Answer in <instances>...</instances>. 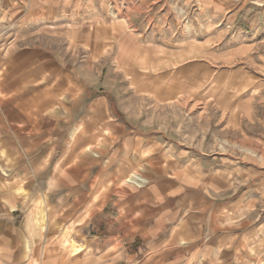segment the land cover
<instances>
[{
    "label": "crops",
    "instance_id": "0c3cea01",
    "mask_svg": "<svg viewBox=\"0 0 264 264\" xmlns=\"http://www.w3.org/2000/svg\"><path fill=\"white\" fill-rule=\"evenodd\" d=\"M230 24L256 33L260 20ZM142 32L121 40L125 53L155 45ZM259 43L237 49L251 58ZM111 97L48 50L0 56V264H264V168L205 165L183 142L137 128ZM140 165L144 186L131 172ZM245 207L254 215L225 214Z\"/></svg>",
    "mask_w": 264,
    "mask_h": 264
},
{
    "label": "rangeland",
    "instance_id": "374dc122",
    "mask_svg": "<svg viewBox=\"0 0 264 264\" xmlns=\"http://www.w3.org/2000/svg\"><path fill=\"white\" fill-rule=\"evenodd\" d=\"M23 1L19 9L0 0V56L26 45L48 50L88 90L109 92L118 113L137 128L183 142L188 157L205 165L213 157L217 164L244 159L264 168V65L257 57L264 43L248 50L251 58L246 47L237 49L239 42L264 40V0ZM235 15L258 18L256 33L230 24ZM133 31L156 46L125 53L121 40ZM159 37L169 43L166 55L159 53ZM162 54V64L150 63ZM141 167L131 171L145 179L138 186L149 180ZM254 212L225 214L237 220Z\"/></svg>",
    "mask_w": 264,
    "mask_h": 264
}]
</instances>
